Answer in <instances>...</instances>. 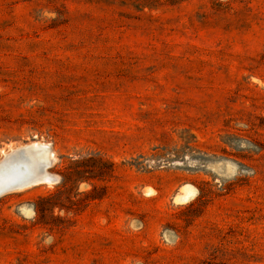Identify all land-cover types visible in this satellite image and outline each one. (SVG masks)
<instances>
[{
  "label": "rangeland",
  "instance_id": "rangeland-1",
  "mask_svg": "<svg viewBox=\"0 0 264 264\" xmlns=\"http://www.w3.org/2000/svg\"><path fill=\"white\" fill-rule=\"evenodd\" d=\"M37 141L0 264H264V0H0V160Z\"/></svg>",
  "mask_w": 264,
  "mask_h": 264
},
{
  "label": "water",
  "instance_id": "water-1",
  "mask_svg": "<svg viewBox=\"0 0 264 264\" xmlns=\"http://www.w3.org/2000/svg\"><path fill=\"white\" fill-rule=\"evenodd\" d=\"M43 148L44 144L41 141H38L36 144L30 143L22 145L11 150L8 155H5L0 160V197L13 191L49 183L48 174L54 163L48 158H45V151H42L44 150ZM36 152L39 153L37 154ZM28 155L40 159L39 169L24 173L14 171L13 164L23 160ZM5 174H10V176L3 177Z\"/></svg>",
  "mask_w": 264,
  "mask_h": 264
},
{
  "label": "bare ground",
  "instance_id": "bare-ground-1",
  "mask_svg": "<svg viewBox=\"0 0 264 264\" xmlns=\"http://www.w3.org/2000/svg\"><path fill=\"white\" fill-rule=\"evenodd\" d=\"M38 142V141H37ZM37 142H32V143H37ZM44 144V150H42L44 152V156L45 158H48L50 161H52L53 163L55 162V151L52 147V144L51 143H48V142H43ZM37 154L39 152H36ZM8 153H6V155H8ZM14 166V171L16 172H31V171H36L39 169V166H40V159L39 158H36L35 156H26L23 160H20L19 162H16L15 164H13ZM49 184H52L54 181H56L57 179V175L52 173L50 170H49ZM7 176H10V174H5L3 175V177H7ZM54 180V181H53ZM196 194V190H191L190 187L188 186H185L184 189H183V192L182 194L179 195V200L180 201H186V200H189L190 198H192L193 196H195Z\"/></svg>",
  "mask_w": 264,
  "mask_h": 264
}]
</instances>
